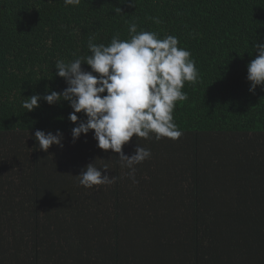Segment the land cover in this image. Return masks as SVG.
Segmentation results:
<instances>
[{
    "label": "trees",
    "instance_id": "1",
    "mask_svg": "<svg viewBox=\"0 0 264 264\" xmlns=\"http://www.w3.org/2000/svg\"><path fill=\"white\" fill-rule=\"evenodd\" d=\"M131 23L176 36L199 72L173 113L182 137L124 145L151 150L137 183L94 130L73 141L67 101L22 107L67 87L58 60L91 55L90 37L130 39ZM257 42L264 0H0V264H264V86L247 80ZM36 130L62 131L63 147L41 150ZM90 163L115 182L82 186Z\"/></svg>",
    "mask_w": 264,
    "mask_h": 264
},
{
    "label": "clouds",
    "instance_id": "2",
    "mask_svg": "<svg viewBox=\"0 0 264 264\" xmlns=\"http://www.w3.org/2000/svg\"><path fill=\"white\" fill-rule=\"evenodd\" d=\"M64 3L79 6L81 0H64ZM127 3L135 6V0ZM153 19L160 23L159 19ZM128 31L130 39L122 40L117 33L107 45L95 43V37H90L87 47L91 55L56 62V76L63 78L67 87L62 92L50 89L27 97L22 107L31 112L40 107L41 101L49 105L67 101L73 109L68 119L76 125L71 130L73 141L94 130L97 146L118 153L121 166L130 169L128 175L137 183L135 165L150 159L151 150L138 145L129 156L123 151L124 145L134 136L148 139L154 134L157 141L182 137L173 113L178 101L188 99L183 91L185 83H197L199 72L191 52L179 46L176 36L159 39L152 31L137 32L135 23L129 25ZM254 48L258 55L247 66L252 93L257 86H264V43L257 42ZM84 64L91 70L83 68ZM80 113L86 118L81 119L77 115ZM35 139L45 152L52 145L63 147L60 130L55 134L36 130ZM103 169L104 172L95 164H88L77 176L79 183L86 188L114 183L115 177L106 174L107 166Z\"/></svg>",
    "mask_w": 264,
    "mask_h": 264
}]
</instances>
